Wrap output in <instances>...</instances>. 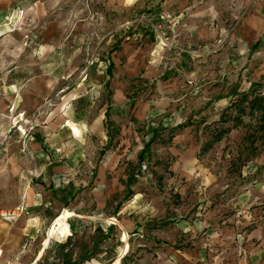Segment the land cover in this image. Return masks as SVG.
<instances>
[{
    "label": "rangeland",
    "instance_id": "374dc122",
    "mask_svg": "<svg viewBox=\"0 0 264 264\" xmlns=\"http://www.w3.org/2000/svg\"><path fill=\"white\" fill-rule=\"evenodd\" d=\"M232 93L264 97V0H0V264H264L256 114L200 154Z\"/></svg>",
    "mask_w": 264,
    "mask_h": 264
},
{
    "label": "trees",
    "instance_id": "16d2710c",
    "mask_svg": "<svg viewBox=\"0 0 264 264\" xmlns=\"http://www.w3.org/2000/svg\"><path fill=\"white\" fill-rule=\"evenodd\" d=\"M231 100L229 105L222 111L218 121L209 124L206 127L209 139L203 143L200 154L208 153L216 143L222 141L232 129H237L243 126V117L256 114L257 128L252 131H247L242 139L237 152V155L230 160L229 170L240 171L241 167L245 166L250 160L256 158L260 150L264 146V97L258 94L243 93L237 95ZM231 123V126L226 127V124ZM185 127L179 125L177 130ZM175 134L171 133L167 141H171ZM146 151H142L139 155L140 161L144 160ZM62 264H71L68 261H63ZM73 264V263H72Z\"/></svg>",
    "mask_w": 264,
    "mask_h": 264
},
{
    "label": "bare ground",
    "instance_id": "6f19581e",
    "mask_svg": "<svg viewBox=\"0 0 264 264\" xmlns=\"http://www.w3.org/2000/svg\"><path fill=\"white\" fill-rule=\"evenodd\" d=\"M67 213L64 212L60 215L52 224V226L48 229V237L57 236V237H64L68 235L67 224L65 222V217ZM124 237V235H123ZM46 242V241H45ZM47 244V243H46ZM126 244V243H125ZM125 251V250H124ZM127 251V250H126ZM123 252V251H122ZM40 256V255H39ZM121 257V255H120ZM119 258V257H118ZM119 260V259H118Z\"/></svg>",
    "mask_w": 264,
    "mask_h": 264
},
{
    "label": "built area",
    "instance_id": "2783aa9c",
    "mask_svg": "<svg viewBox=\"0 0 264 264\" xmlns=\"http://www.w3.org/2000/svg\"><path fill=\"white\" fill-rule=\"evenodd\" d=\"M23 212L24 208L22 206H17L10 210H1L0 220L7 223H14L22 216Z\"/></svg>",
    "mask_w": 264,
    "mask_h": 264
}]
</instances>
